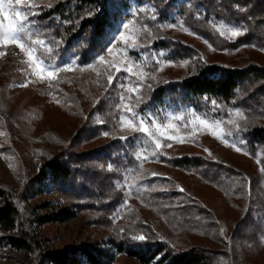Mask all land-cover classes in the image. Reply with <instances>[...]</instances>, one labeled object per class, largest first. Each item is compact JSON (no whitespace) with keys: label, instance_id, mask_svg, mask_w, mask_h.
Returning <instances> with one entry per match:
<instances>
[{"label":"rangeland","instance_id":"obj_1","mask_svg":"<svg viewBox=\"0 0 264 264\" xmlns=\"http://www.w3.org/2000/svg\"><path fill=\"white\" fill-rule=\"evenodd\" d=\"M128 11L133 16L116 24L107 53L100 56L104 61L101 62L99 57L89 67L51 68L33 55L29 59L26 51L16 44L0 43V62L10 59L15 73L14 78L3 80L0 67V187L13 194L22 210L25 230L40 247L30 255L0 248V264H48L41 261V255L71 246L108 250L106 241L117 225H126L131 218L149 223L153 217L155 219L153 210L143 206L130 192L128 177L124 173L111 162L94 161L88 157L96 147L110 139L101 131L105 123L104 113L111 116V122L117 127L114 139L129 141L139 162L144 161L148 153L160 151L169 155L216 159L245 172L250 178L251 192L249 180H246L248 190L242 196L230 199L190 173L156 167L173 176L206 204L215 220L211 231L199 237L185 233L173 235L171 231L166 233L167 226L163 223L156 228L181 245L220 250L223 264H264L262 152L257 150L255 154L254 150H249L242 135L243 129L258 124V121L247 118L237 108L220 110L213 104L204 114L192 106L157 110L143 107L153 88L189 74L191 62L181 59L188 49H195L193 54L198 62L227 67L250 63L264 65V49L255 45L227 49L229 43H235L246 32L244 26L236 22L210 21L213 31L221 39V44H214L191 33L181 19H159L152 9L146 6L140 9L135 3H131ZM0 24H8L2 15ZM124 24L128 27L124 28ZM167 24L175 27H163ZM229 28L243 34L231 37ZM121 34L124 40H121ZM129 68L130 72L127 71ZM49 71H55L52 78L47 75ZM109 75L113 77L111 82ZM131 88L138 91L131 92ZM128 109L137 115L133 117ZM197 116L207 119L212 126L200 125L195 119ZM128 120L136 127L142 120L144 127L155 135L133 132L125 126ZM170 124L174 127H168ZM124 136L128 138L121 139ZM169 136L176 139L169 140ZM115 140L111 141V148H114ZM156 140L161 143L159 149L155 147ZM64 147L87 153L86 162L78 164L80 178L92 192L97 193L101 184L104 194L110 191L111 197H118L111 212L97 214L77 210L71 200L59 194L48 176L42 193L30 192L26 187V180L39 173L43 160ZM62 209L71 212L69 219L46 223L36 221L38 217L56 215ZM208 226L210 223L204 222V227ZM110 253L113 255L111 264H137L113 250ZM80 262L86 264L83 260Z\"/></svg>","mask_w":264,"mask_h":264},{"label":"trees","instance_id":"obj_2","mask_svg":"<svg viewBox=\"0 0 264 264\" xmlns=\"http://www.w3.org/2000/svg\"><path fill=\"white\" fill-rule=\"evenodd\" d=\"M131 3L140 9L144 6L152 9L159 19H181L191 33L214 44H221V39L213 31L210 21L242 24L245 34L226 48L255 45L264 49V0H22L21 5L12 0V6L6 3L5 9L13 16L14 10H22L29 19L37 22L35 26H30V35L22 41L26 49L33 50L35 58L47 66L54 64L55 69L64 66L78 69L92 66L107 53L116 24L131 16L128 11ZM193 51L194 48L188 49V53H183L181 58L191 62L189 74L153 88L143 107L157 110L192 106L204 114L215 101L220 110H241L247 118L258 121V124L243 129L242 135L249 150H254L255 154L257 150L262 152L260 160L264 168V65H209L198 62ZM174 55L177 56L176 53ZM0 67L3 80L14 78L10 59L1 60ZM103 118L105 123L99 131L108 132L110 139L96 147L88 157L94 161L111 162L124 173L128 177L130 192L143 206L153 210L156 220L153 217L149 223L133 217L126 225H117L106 241L108 250L71 246L41 255V261L48 264H81L83 260L86 264H111L113 255L110 251L113 250L137 264H223L220 260L222 252L216 248L181 245L168 237V231L173 235L204 236L211 231L215 220L206 204L173 176L156 167L190 173L203 183L213 185L230 199L242 196L248 190L245 172L216 159L198 155H169L160 151H154L155 156L148 153L146 159L139 162L129 141L114 139L117 127L111 122V116L104 113ZM113 140L114 148H111ZM86 156L87 153L66 147L60 149L57 154L43 160L39 173L26 180V187L30 192L40 194L48 176L59 194L71 200L77 210L97 214L111 212L118 197H111L110 191L104 194L101 184L97 193L92 192L80 178L78 164L86 162ZM99 183H102L101 180ZM22 215L13 194L0 187V248L30 255L39 251L40 247L25 230ZM69 217L71 212L62 209L56 215L38 217L36 221L46 223ZM204 222L210 223V226L204 227ZM161 223L167 226L166 233L157 230V225ZM141 235L146 237L144 241L131 238Z\"/></svg>","mask_w":264,"mask_h":264},{"label":"snow or ice","instance_id":"obj_3","mask_svg":"<svg viewBox=\"0 0 264 264\" xmlns=\"http://www.w3.org/2000/svg\"><path fill=\"white\" fill-rule=\"evenodd\" d=\"M6 3L9 7L12 6V0H0V15H2L4 17V19L8 20V24L7 26L0 24V34H2V38H0V43L3 44H8L9 42L12 44H16L18 45V47L23 50L26 51V54L29 56V59H32V49L28 48L26 49L25 44L22 42L25 36H29L31 29L30 26H35V24L37 23L35 20H31L28 17V14L26 12H23L22 10H14V16L12 14H10L8 11H6L5 6ZM16 5H21L22 4V0H15ZM28 7H31V5H29ZM34 15H38L39 13H33ZM124 28H127L128 25L124 24L123 25ZM163 27H167V28H173L175 27V25L173 24H167ZM229 31L231 32V37H236L239 36L241 34H243L242 32L238 31V30H233L231 28H229ZM224 33H221V35H223ZM151 35V33H149V36ZM121 40H124L125 37L123 34H121ZM35 43H39V44H43L44 41H35ZM133 46H135L133 44ZM49 53L52 52V49L49 48L48 49ZM0 55H2V53H0ZM101 62L104 61V57H100ZM42 63V61L40 62ZM48 67L51 68H55L54 64H50L48 65ZM62 70H66V69H62ZM121 69H117V71H120ZM127 71H131V69H127ZM49 78H52L55 75V71H49L47 73ZM152 79H155V76L152 77ZM109 82H111L113 80V77L111 75H109L108 77ZM148 88L151 87V85L147 86ZM129 91L131 92H137L138 89L137 88H131L129 89ZM213 105L216 104L215 101L212 102ZM129 112H131L132 116L135 117L137 115V113L132 112L131 109H128ZM177 119H181L180 117H177ZM196 120L199 121V124L204 126L205 128H210L212 125L210 124V122L205 119V118H201L199 116H197L195 118ZM125 126L130 128L133 132H142L147 134L148 136H154L155 134L151 131H149L148 128L144 127L143 125V121L141 120L140 126L136 127L133 125L131 120H128L125 122ZM168 127L172 128L174 127L173 125H168ZM159 130V129H157ZM104 136H108L109 133L108 132H104L102 133ZM128 137L124 136L121 137V139H127ZM169 140H174L176 139L175 137H168ZM168 147H171V144L167 145ZM234 146V144H233ZM155 147L156 149H159L161 147V143L159 140H156L155 142ZM237 151H240L239 148L236 149ZM205 151H208L207 149H205ZM156 155V152H153V156ZM259 163V162H258ZM109 167H111V165H109ZM262 171H264V169H262ZM244 179L249 180V193L251 192V185H250V178L245 177ZM180 191H184V189L180 188ZM221 234H223V229L220 230ZM133 240H139V241H144L146 239L145 236L141 235V236H133L131 237Z\"/></svg>","mask_w":264,"mask_h":264}]
</instances>
